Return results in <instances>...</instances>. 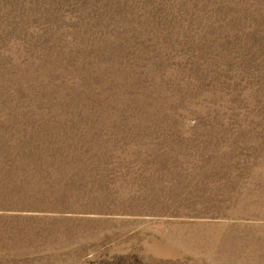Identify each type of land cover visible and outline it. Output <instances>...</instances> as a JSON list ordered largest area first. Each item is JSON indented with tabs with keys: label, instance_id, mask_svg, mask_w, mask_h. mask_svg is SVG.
Returning a JSON list of instances; mask_svg holds the SVG:
<instances>
[{
	"label": "rangeland",
	"instance_id": "obj_1",
	"mask_svg": "<svg viewBox=\"0 0 264 264\" xmlns=\"http://www.w3.org/2000/svg\"><path fill=\"white\" fill-rule=\"evenodd\" d=\"M0 264H264V0H0Z\"/></svg>",
	"mask_w": 264,
	"mask_h": 264
}]
</instances>
